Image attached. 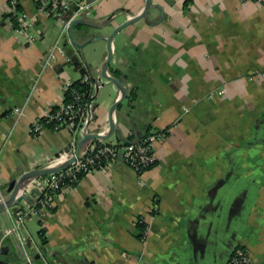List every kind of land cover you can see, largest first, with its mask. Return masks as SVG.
<instances>
[{
    "label": "crops",
    "instance_id": "crops-1",
    "mask_svg": "<svg viewBox=\"0 0 264 264\" xmlns=\"http://www.w3.org/2000/svg\"><path fill=\"white\" fill-rule=\"evenodd\" d=\"M18 1L34 20L37 39L16 36L19 16L9 0H0L4 195L13 179L61 163L62 153L76 149L79 132L30 130L64 100L67 82L91 76L92 129L102 134L110 131V108L122 95L99 72L108 56L106 38L81 48L68 31L60 39L65 53L58 51L46 64L61 24L39 11L41 0ZM146 4L96 0L83 17L94 27L76 24L74 38L83 43L110 34ZM112 51L109 73L119 72L128 96L113 114L114 134L94 141L136 140L148 129H168V135L155 146L153 167L138 174L118 159L67 186L53 205L29 217L24 233L35 264H226L238 246L248 249L252 264H264V6L250 0H152L144 17L117 32ZM19 106L24 111L17 117ZM20 194L25 197L12 210L36 202L34 179ZM9 223L7 211L0 214V237ZM10 238L4 263L26 264Z\"/></svg>",
    "mask_w": 264,
    "mask_h": 264
},
{
    "label": "built area",
    "instance_id": "built-area-1",
    "mask_svg": "<svg viewBox=\"0 0 264 264\" xmlns=\"http://www.w3.org/2000/svg\"><path fill=\"white\" fill-rule=\"evenodd\" d=\"M264 6V0H250ZM96 0H41L39 11L49 17L56 19L61 24V33L57 42L46 57V64L56 57L58 51L65 53L60 44V39L65 35L71 23L89 14L92 5ZM18 0H9L10 10L19 16V22L14 28L15 34L24 40L31 42L37 39V35L32 32L34 20L28 13L18 8ZM253 79V76L250 77ZM82 81L89 84L91 92L89 96L86 92L76 88H71L72 82L65 84L64 100L55 107H52L43 116L36 119L31 125V131L38 133L44 128L61 130L68 128L73 134L79 132L83 136L89 130L94 115V99L92 93L93 80L90 75L84 74ZM70 92L71 98L67 99L66 92ZM225 90L220 89L219 94ZM24 111V107L19 106L14 109V113L19 117ZM168 135V130H150L140 139L129 142H96L92 141L76 157L75 161L67 168L58 172L34 178V184L38 188V198L35 203L25 207L12 210L6 208L10 219L9 225L4 229L0 237V264H5L3 259V246L10 237L15 238L16 246L23 253L26 264H35L32 254L27 250L28 236L24 233V226L31 216L39 215L40 209L53 205V197L62 192L67 186L73 185L86 174L96 172L105 168L118 159L124 160L138 174L153 167L157 163L155 146L163 141ZM74 153V152H73ZM73 153L66 152L60 156L62 161L67 160ZM53 163V160H51ZM3 193H0V200H3ZM5 211V212H6ZM139 222L143 223L141 218ZM150 232L149 225L145 224L144 237ZM226 264H252V258L247 248L238 246L230 254Z\"/></svg>",
    "mask_w": 264,
    "mask_h": 264
},
{
    "label": "water",
    "instance_id": "water-1",
    "mask_svg": "<svg viewBox=\"0 0 264 264\" xmlns=\"http://www.w3.org/2000/svg\"><path fill=\"white\" fill-rule=\"evenodd\" d=\"M151 5H152V0H147V4H146V7L143 10V12H141L140 14H138L137 16L133 17L130 20H126V21L118 24L117 26H115V28L113 29V31L110 34H96V35L91 36L89 39H87L83 43L78 42L74 38V34H73L74 26L76 24H79V23H84L85 25L91 26V27H94V25L85 22L83 20V17L77 18L71 23L69 30H68L69 31L68 34L70 36L72 43L78 47L83 48L88 43L93 42V41L98 40V39H101V38H106V40H107L108 56L105 59V61L102 63L99 72L103 77L114 82L121 89V92H122L121 97L110 108V131L107 134H102L97 128L92 129V122H93V120H92L91 124H89L88 132H86L83 136H81V135L78 136L77 147L75 150L70 151V153L74 152L70 158H68L67 160H64L58 164H52L50 166L39 167V168H35L32 170L26 171L18 179H13L11 182H9V185L7 187L8 195L3 194V198H2L3 200H0V214L4 213L6 211V208L14 206L17 202H19L22 198L25 197L23 194H20V190L25 183L29 182L31 179H34L36 177H40V176H44V175H47L50 173L58 172L60 170H63L65 168L69 167L75 161L76 157L81 155L82 150L88 144H90L95 139H108L117 130V124L114 122L113 114L115 113V111L117 110L119 105L127 98L128 89L126 87V84H125V81L123 78L116 77L113 74L109 73V64L113 58L112 40H113L114 36L117 34V32H119L120 30L124 29L128 25L135 23L136 21H138L139 19L144 17L148 13ZM104 26H106V25H104ZM80 72L84 73L85 70L81 69ZM94 111H95V106H94ZM93 117H94V115H93ZM140 138L141 137H139L138 139H140Z\"/></svg>",
    "mask_w": 264,
    "mask_h": 264
},
{
    "label": "trees",
    "instance_id": "trees-1",
    "mask_svg": "<svg viewBox=\"0 0 264 264\" xmlns=\"http://www.w3.org/2000/svg\"><path fill=\"white\" fill-rule=\"evenodd\" d=\"M68 54H69V53H68ZM69 55H70V54H69ZM74 63H75L77 66L80 65V63H79L78 60H74ZM81 69H84V70H85V68H81ZM85 72H86V70H85ZM85 72H84V73H85ZM112 73H113L114 76H118V77H119V72H118V71H113ZM71 88H76V89H78V90H80V91L86 92V94H87L88 96H89V93L91 92V87H90V85L87 84V83H85V82H83V81H82V78H80V79H78V80L72 82V84H71ZM66 97H67V99L71 98V96H70V92H69V91L66 92ZM167 130H168V129H167ZM149 131H150V129H148V130L144 133V135H145L147 132H149ZM144 135H143V136H144ZM132 140H134L133 137H128V138L125 139V142H129V141H132ZM139 225H141V224H139ZM40 232L42 233V236H43V235H44V229H41ZM43 238H44L43 240L46 241V238H45V237H43Z\"/></svg>",
    "mask_w": 264,
    "mask_h": 264
},
{
    "label": "rangeland",
    "instance_id": "rangeland-1",
    "mask_svg": "<svg viewBox=\"0 0 264 264\" xmlns=\"http://www.w3.org/2000/svg\"><path fill=\"white\" fill-rule=\"evenodd\" d=\"M36 233H37V232H35V234H36ZM10 239H11L10 241H11V243H12V245H13L12 247L15 249V248H16V247H15V238H14V237H11ZM13 248H12V249H13Z\"/></svg>",
    "mask_w": 264,
    "mask_h": 264
},
{
    "label": "bare ground",
    "instance_id": "bare-ground-1",
    "mask_svg": "<svg viewBox=\"0 0 264 264\" xmlns=\"http://www.w3.org/2000/svg\"><path fill=\"white\" fill-rule=\"evenodd\" d=\"M29 183V182H28Z\"/></svg>",
    "mask_w": 264,
    "mask_h": 264
}]
</instances>
